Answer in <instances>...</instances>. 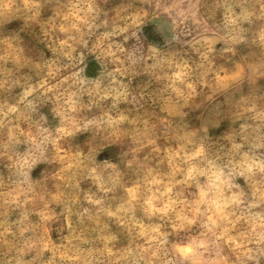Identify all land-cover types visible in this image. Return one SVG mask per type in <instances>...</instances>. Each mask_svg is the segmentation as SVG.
Wrapping results in <instances>:
<instances>
[{
    "label": "clouds",
    "instance_id": "9594fccd",
    "mask_svg": "<svg viewBox=\"0 0 264 264\" xmlns=\"http://www.w3.org/2000/svg\"><path fill=\"white\" fill-rule=\"evenodd\" d=\"M0 264H264V0H0Z\"/></svg>",
    "mask_w": 264,
    "mask_h": 264
}]
</instances>
